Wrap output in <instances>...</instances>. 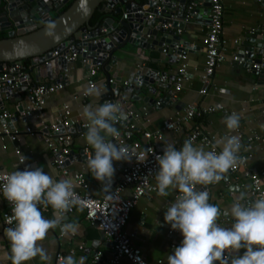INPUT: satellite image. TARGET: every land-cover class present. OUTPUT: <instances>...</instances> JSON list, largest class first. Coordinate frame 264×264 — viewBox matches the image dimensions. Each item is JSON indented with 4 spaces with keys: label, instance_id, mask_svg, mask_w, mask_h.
<instances>
[{
    "label": "crops",
    "instance_id": "0c3cea01",
    "mask_svg": "<svg viewBox=\"0 0 264 264\" xmlns=\"http://www.w3.org/2000/svg\"><path fill=\"white\" fill-rule=\"evenodd\" d=\"M224 1V48L225 60L216 69L211 83L204 85L201 80L202 69L205 65L206 55V36L208 32L209 16L207 13L200 18L191 19L186 23V27L180 33L182 38L189 42L186 47L187 52V78L183 82V88L178 93L176 100L165 106H152L144 102V97L152 96L156 99H161L167 93V88L156 85L157 93L154 94L149 90V86L142 85L139 91L126 93V101L119 106L123 111L141 110L144 105H148V122L141 120L140 126L143 129L155 131L163 129L164 121L167 119L176 118L184 111V107L193 103L201 106H215L216 110L205 114L201 118H194L188 124H183L178 131L163 130L164 137L157 144L164 151L167 144L175 146V143H182L188 136L189 129L195 126H200L204 131L211 133L217 137V140L228 135L226 125L223 120L226 116L236 113L240 116V130L242 134V143L239 153H244L248 156L247 166L260 171L264 168V74L257 75L250 72L246 67L238 65L233 60V56L238 55L240 49L239 41H243L247 32L259 26H264V1L263 0H223ZM58 11L52 15L56 16ZM162 34L160 33L158 38ZM116 54L119 57L117 65L112 66L108 72L99 66L96 79L98 80V88L101 95H92L83 102L80 98H74V95L81 94L87 86L88 67L83 65L81 60L68 63V84L60 91L54 92L47 96L46 106L42 113L35 115L30 119L17 118L12 120L7 119V122L12 126L22 130L20 137L13 141L8 137L0 135V170L12 173L13 171H22L23 165H27L30 170L43 168L45 173H48L55 181L61 179H71L72 174L65 175L60 169L51 165V151L44 143L41 134L24 132L27 126L40 128V121L43 119L47 123L54 121L58 111L63 104H69L72 110V116L79 119L81 122H88L83 115L85 106L91 105L93 108L103 104L102 95L105 93L104 84L108 83V75L111 78L117 76L122 77V81L118 85H123L127 81L129 75L138 70L137 64L144 65V68L152 67L165 71L168 75L174 76L180 67L181 62L177 59L174 61L169 54H172V49L168 53L159 52L155 49L143 50L138 46L127 44ZM257 57V56H255ZM157 59V60H154ZM63 74V70L60 72ZM35 80V72L31 73ZM50 79L40 77L38 82H46ZM203 88L207 89L206 93H201ZM224 88V91H221ZM139 95L140 100L132 99L133 95ZM24 99L27 94L22 93ZM6 102V109L12 114L17 113L18 102H11L9 99L2 96ZM136 97V96H135ZM224 110L227 112L225 113ZM4 120H0V130ZM88 129H84L86 133ZM80 128L75 131L74 144L72 150L75 156L68 161L66 167L70 172L82 171L88 182L87 191L95 196H101L110 186L114 187L120 179V172L117 167L122 161H113L115 174L111 181L102 184L96 180L87 166V161L83 162L80 157V151L87 146L90 150V156L94 155V150L86 143L85 135H79ZM258 137V138H257ZM109 139H112L109 137ZM115 140L113 139V143ZM197 147H203L205 150H210L208 146L198 141L194 144ZM221 150V148L219 147ZM20 150V153H17ZM87 154V152H86ZM23 158V162L20 158ZM229 176V180L225 178ZM238 182V183H237ZM248 182L245 178H240V181H235L233 176L225 174L223 178L209 187V203L217 205L221 213L217 223L221 227H230L234 222H226L233 203L240 197L241 193H245V199L241 201L247 204L252 201L248 195L246 187L243 186ZM153 183L156 184L155 178ZM234 184L232 189L230 185ZM264 185V180H263ZM203 186L197 187V190ZM133 191V186H128L124 195L129 196ZM176 191L169 192L168 196H160L155 191H148L144 194L138 203L132 208L130 218L125 227L126 231L132 233L133 242L138 245L144 257L149 264H168V256L173 255L175 248L181 246L183 235L179 231L173 237L168 236L170 224L165 221V213L171 205ZM7 204L4 197L0 193V264H12L10 259V244L4 234L5 226L2 222V215L6 210ZM47 219H53V210L41 211ZM66 223H76L78 232L75 235L62 234L60 227L51 229L47 238L42 242L44 248L51 257V264H59L57 255L61 253L63 257L74 254L79 260L81 256H86L85 264H94L95 251L103 254L104 260H108L113 256V248L107 240L105 234L97 226L92 225L85 217L84 209L77 208L75 212L66 214ZM176 243V247L172 248L171 244ZM83 244L84 249H79ZM75 253H71V250ZM246 249H241L243 254ZM124 263L129 262L124 259ZM27 264H48L43 262L39 257H36Z\"/></svg>",
    "mask_w": 264,
    "mask_h": 264
},
{
    "label": "clouds",
    "instance_id": "9594fccd",
    "mask_svg": "<svg viewBox=\"0 0 264 264\" xmlns=\"http://www.w3.org/2000/svg\"><path fill=\"white\" fill-rule=\"evenodd\" d=\"M54 28L55 24L50 22L46 34L53 35ZM89 93L101 95L99 89H89ZM83 115L88 121L85 140L94 150V155L87 159V166L92 176L104 184L114 177L113 161H128L132 157L128 148L113 143L120 135L116 125L125 121L127 114L118 104L106 101L95 108L85 106ZM223 123L228 132H234L240 127V116L233 113L226 116ZM217 147L221 151L217 152ZM240 148L238 136L225 135L215 141L212 150L186 140L180 149L167 144L163 155L156 156L158 195L168 196L170 190L178 192L167 208L165 221L183 235L181 246L168 256V264H214L216 261L219 264H264V196L245 204L241 201L246 194L241 193L226 213L234 219L230 227L218 225L221 210L209 203L206 186L218 183L242 163L238 155ZM198 185L203 187L197 190ZM2 194L12 205L11 219L15 225L5 229L12 264H27L36 257L51 264V257L42 244L49 231L59 226L62 234L78 232L76 223L64 222L66 214L80 205L73 191V181H55L43 168H26L4 178ZM41 206L45 210L51 206L54 218H45ZM241 249H246L243 255H233ZM86 259L81 256L77 260L70 254L60 257L59 264H85Z\"/></svg>",
    "mask_w": 264,
    "mask_h": 264
},
{
    "label": "built area",
    "instance_id": "2783aa9c",
    "mask_svg": "<svg viewBox=\"0 0 264 264\" xmlns=\"http://www.w3.org/2000/svg\"><path fill=\"white\" fill-rule=\"evenodd\" d=\"M200 3L210 1V12H209V23L208 32L206 36L205 46V65L202 69L201 80L204 85L211 83L212 78L215 74L216 69L225 60V48H224V1L223 0H199ZM195 1L192 0L189 8L195 6ZM126 17V14H124ZM191 17L188 15L184 21L188 23ZM183 29L178 28L177 32L180 34ZM253 30V29H252ZM100 34L105 35L106 29L102 28ZM100 40L99 37L87 38L86 36L81 39L82 43L90 41L97 43ZM75 42H70L60 49L52 50V56L46 58L44 64L49 63L53 58L62 57L66 59L67 67L62 69L63 74L58 81L50 79L46 82H38L34 80L29 72V69L33 65L29 62L26 63L24 60H18L7 63L0 70V87L8 86L11 89L16 90L23 84L27 86V96L23 100V109L18 110L16 114H12L7 109L0 110V120H4L2 128L0 130L1 137H8L15 141L22 134V130L12 127L7 119L18 116L19 118L34 117L42 113L46 106L47 96L60 91L68 84V63L81 60L82 64L88 67L87 86L84 91L79 95H74V98H80L83 102H86L92 95L89 93V89L98 88V80L96 75L99 66L92 63V59L88 58L86 54L88 49L84 45L76 46ZM168 47V45H165ZM163 49L165 53H168L167 48ZM80 48V51L77 50ZM181 62L180 67L175 75L174 79H169L168 75H162L160 80L165 83H169L171 87L167 89V94L171 100H176L178 93L183 88V82L187 78V52L184 50L177 56ZM233 60L238 65H242V60L238 55L233 56ZM138 69H144V65L139 64ZM250 72L260 75L264 70V55L261 57V61H251L250 66L246 67ZM158 74V73H157ZM132 75L137 76L136 72ZM114 78H109L107 86L104 84L103 89L109 90V85L115 83ZM125 84H128L126 81ZM139 86H142V81L138 82ZM114 90V88H112ZM221 88V91H224ZM105 91V92H106ZM207 89L203 88L201 93H206ZM161 101L157 100L152 106H160ZM148 105H144L141 110H129L125 112L127 119L121 124H117L116 127L120 133L119 137L116 138L119 143L126 148L132 154V157L128 161H122L118 165L117 169L120 172V179L114 187L109 191L104 192L101 196H95L87 191L88 182L82 171L70 172L66 167L68 161L71 160L72 146L75 139V131L80 128L79 135L83 137L85 135L84 129H87L88 122H81L79 119L72 116V110L69 104H63L58 111L55 119L51 123H47L43 119L40 121V128L36 129L32 126H27L24 132L28 133H39L43 137L44 143L52 153L50 160L51 165L60 169L65 175L72 174L73 191L80 201L78 207L72 208L69 213L75 212L77 208L84 209L86 219L92 224L97 226L103 231L107 240L111 243L113 248V256L108 260H104L103 254L98 252L94 256V264H126L123 262L126 259L128 264H149L147 259L144 257L141 248L133 242V234L126 231L125 227L130 218L132 208L138 203L140 198L148 191L157 192V185L153 183L155 174L159 171V164L156 160V156L163 155V150L157 144L164 137L163 130H174L178 131L181 129L183 124H188L194 118H201L205 114L216 110L215 106H201L193 103H189L184 107V111L180 113L176 118L167 119L164 121L163 129H156L150 131L143 129L141 120L148 122L147 112ZM226 113L227 111L224 110ZM6 120V121H5ZM228 135H236L240 138L242 143V134L240 128L236 131L229 133ZM258 138V137H257ZM186 140H192L193 144L201 141L204 145L208 146L212 150V146L217 140V137L211 133L204 131L200 126H195L189 129L188 136L183 140L182 143H175V147L180 149ZM85 153L87 152V159L90 156V150L87 146L83 148ZM216 151H221L219 147ZM20 153V150H17ZM242 163L239 164L234 170H230L228 175L233 176L235 181H240V178H245L248 182L243 184L246 187L248 195L255 199L264 196V168L260 171L247 166L248 156L244 153H238ZM23 162V158H20ZM28 168L27 165H23L22 171ZM29 169V168H28ZM10 174V172L0 170V193L2 194V184L4 178ZM238 183V182H237ZM133 186V191L129 196L124 195L125 190L128 186ZM198 187V186H197ZM178 192L174 194L173 202L175 201ZM4 197V196H3ZM7 207L2 215V222L5 227L13 226L12 221V205L4 197ZM251 202V201H250ZM249 203V202H248ZM247 203V204H248ZM41 211L53 210L51 206L48 209H44L41 206ZM11 221V222H10ZM226 222H234L231 215L225 217ZM179 230H173L169 228L168 236L173 237ZM172 248L176 247V243L171 244ZM79 249L83 250L84 245L81 244ZM71 253H75V250H71ZM63 255L59 253L58 259Z\"/></svg>",
    "mask_w": 264,
    "mask_h": 264
},
{
    "label": "water",
    "instance_id": "95a60500",
    "mask_svg": "<svg viewBox=\"0 0 264 264\" xmlns=\"http://www.w3.org/2000/svg\"><path fill=\"white\" fill-rule=\"evenodd\" d=\"M191 1L0 0V70L7 63L29 59L33 65L29 72H35L36 81L40 77L58 81L61 77L60 72L67 67L66 59L56 57L47 64H44V61L52 56V50L60 49L75 41L77 42L75 48L81 44L86 46L88 52L83 55L92 59L93 64L102 66L108 72L119 61L116 52L127 44L138 46L143 50L156 48L159 52H162L165 45H168L165 48L168 52L172 49V54L169 55L176 61L178 54L186 50L189 44L177 32L178 28L184 29L186 27L185 17L189 15L191 19H195L200 18L205 13L209 15L210 12V1L200 3L199 0H194L196 5L189 8ZM69 3L70 5L64 9ZM55 11H58V14L53 16ZM96 11H100L101 15L96 23L92 24L91 20ZM50 22L55 24V28L51 30L53 32L51 36L46 34L49 31L48 24ZM102 28L106 29L105 35L100 34ZM160 33L162 36L158 38ZM85 36L87 38L99 37L100 40L97 43L90 41L82 43L80 40ZM239 45L238 56L244 60V67L250 66L253 60L261 61V57L264 55V26L247 32L244 40L239 41ZM77 50L80 51V48ZM135 72L137 76L129 75L128 84H125L126 81H124L121 86L118 85V82L123 79L115 73L114 77L118 82L110 84L109 90L103 93V103L110 101L120 105L125 102L127 92L133 93L140 90L139 81H142L143 85L149 86V90L154 94L157 93L155 84L167 89L171 87L169 83L160 80L166 72L158 68L148 67L138 69ZM263 74L264 70L261 75ZM109 78H111L110 75H108ZM170 78L174 79L175 75L170 76ZM26 92V84L16 90L8 86L0 87V110L6 109L3 94L9 101L18 102L17 109L22 110L24 100L22 93ZM132 99L140 100L141 97L134 94ZM143 100L150 105L157 101L156 97L152 96H146ZM158 100L162 102V106L173 102L167 93ZM16 118L13 117L12 120ZM114 143L117 144L116 141ZM117 146L119 145L117 144ZM75 155L74 150H72L71 159ZM79 157L83 162L87 161V154L84 149L80 151ZM225 179L229 180V176ZM234 186L236 185L231 184L230 188L232 189ZM206 187L209 192V187ZM110 189L108 186L105 192ZM9 227H15V225ZM97 253L98 250L95 251V254ZM226 255L228 254L226 253ZM233 255L243 254L239 251ZM214 264H219V261L214 262Z\"/></svg>",
    "mask_w": 264,
    "mask_h": 264
},
{
    "label": "trees",
    "instance_id": "16d2710c",
    "mask_svg": "<svg viewBox=\"0 0 264 264\" xmlns=\"http://www.w3.org/2000/svg\"><path fill=\"white\" fill-rule=\"evenodd\" d=\"M69 5H70V3L67 4V5L65 6L64 9H66ZM100 15H101V12H100V11H96L95 14H94V16H93V18H92V20H91V23H92V24H95L96 21L98 20V18H99ZM24 61H25L26 63H29V62H30L29 59H25Z\"/></svg>",
    "mask_w": 264,
    "mask_h": 264
}]
</instances>
